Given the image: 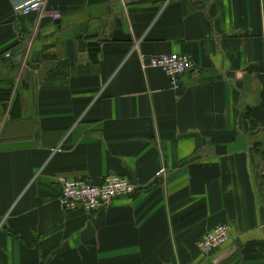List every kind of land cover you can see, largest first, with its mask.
<instances>
[{"label":"crops","instance_id":"crops-1","mask_svg":"<svg viewBox=\"0 0 264 264\" xmlns=\"http://www.w3.org/2000/svg\"><path fill=\"white\" fill-rule=\"evenodd\" d=\"M24 1L0 0V264H264V0ZM160 55L192 59L176 91ZM110 175L137 190L61 209Z\"/></svg>","mask_w":264,"mask_h":264},{"label":"built area","instance_id":"built-area-1","mask_svg":"<svg viewBox=\"0 0 264 264\" xmlns=\"http://www.w3.org/2000/svg\"><path fill=\"white\" fill-rule=\"evenodd\" d=\"M46 0H26L13 6L17 15L27 16L41 12ZM53 19H56L55 17ZM147 68L161 71L170 81L171 89H179V79L192 70V59L187 55H160L148 59ZM137 187L122 177L106 176L99 183L86 180H64L57 201L63 211L92 212L106 208L115 199L130 197ZM230 237L228 225H221L207 232L198 242L202 254H210L225 246Z\"/></svg>","mask_w":264,"mask_h":264}]
</instances>
